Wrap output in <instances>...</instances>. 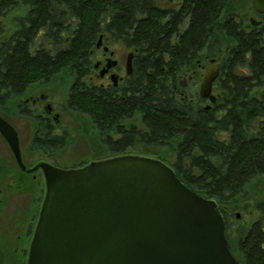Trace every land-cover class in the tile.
<instances>
[{
    "label": "trees",
    "instance_id": "16d2710c",
    "mask_svg": "<svg viewBox=\"0 0 264 264\" xmlns=\"http://www.w3.org/2000/svg\"><path fill=\"white\" fill-rule=\"evenodd\" d=\"M16 1L28 0H0V9ZM30 1L45 14L60 1L62 20L21 25L18 38L0 44V68H6L10 96L22 93L29 79L43 74L52 79L67 70L74 76L69 101L95 121L102 154L154 155L173 166L199 194L217 200L230 240L236 196L238 203L246 200L248 183L264 175V127L254 136L245 131L249 119L264 115V101L250 99L249 93L253 81L264 78V26L243 28L234 17L237 0ZM41 28L50 46L35 38ZM101 36L135 51L133 73L112 91L84 82L97 62ZM204 51L219 56L223 66L218 86L225 99L209 108L196 88L203 77L197 64ZM183 70L195 71L194 90L182 86L185 95L180 96L177 76ZM135 114L143 128L129 132L122 123ZM263 220L264 215L255 227ZM255 233L262 242L264 231ZM256 249L263 250L260 244Z\"/></svg>",
    "mask_w": 264,
    "mask_h": 264
},
{
    "label": "water",
    "instance_id": "95a60500",
    "mask_svg": "<svg viewBox=\"0 0 264 264\" xmlns=\"http://www.w3.org/2000/svg\"><path fill=\"white\" fill-rule=\"evenodd\" d=\"M253 2L264 12V0ZM102 43L101 36L97 46ZM134 55L128 53L127 75ZM218 74L216 62L201 81V98L216 101ZM111 78L117 85L118 74ZM8 127L0 118V128ZM10 141L18 147L11 125ZM41 166L46 193L27 264H242L230 249L217 200L199 194L161 158L126 153L72 168Z\"/></svg>",
    "mask_w": 264,
    "mask_h": 264
},
{
    "label": "flooded vegetation",
    "instance_id": "af4514ba",
    "mask_svg": "<svg viewBox=\"0 0 264 264\" xmlns=\"http://www.w3.org/2000/svg\"><path fill=\"white\" fill-rule=\"evenodd\" d=\"M237 5L238 9L234 12V17L242 24L243 28L249 30L264 26V12L256 10L253 0L240 1L237 2ZM7 6L5 9H0V44L4 40L18 38L16 34L21 25H29L30 22L50 24L52 18L56 23H60L62 20V3L60 1L53 3L51 5L53 7L49 6L47 14H45L44 8L30 0L8 3ZM253 19L260 23H253ZM45 34L44 28H41L35 38L39 42L45 40V45L50 46L48 44L50 39ZM27 36L23 34L21 38ZM105 45L109 47L107 51L103 49ZM98 50L101 53L98 54L95 61H99L100 65L96 68L95 62L90 67L92 69L87 85L102 86L112 91V86H118L120 81L125 78L127 56L130 51L134 50L131 49L127 54H121L106 41H103ZM91 53H93V49ZM134 60L135 55L133 68ZM108 62L113 65L104 76H101L100 70ZM114 62L116 63L114 64ZM216 62L219 63V74L213 83L212 93L216 96L217 101L220 97L225 99L223 95L225 92L218 86L223 68L222 59L211 58L208 68L206 64L202 63H198V68H207L203 74L204 77L210 66ZM5 70L6 68H0V118L9 127L5 130L0 128V262L4 264V260H8L10 263L20 264L23 257H26L28 262V250H30L41 210L37 209L40 202L42 206L46 193V177L41 163L47 162L61 168H72L60 164L58 154L60 149L66 145L70 134L71 122L67 118L73 110L79 109L72 101H69V98H67V103L63 101L57 91H53L52 94L47 92L46 85L52 79H47L45 74L32 80L29 79L22 84L24 88L22 93L10 96V82L6 79L8 77ZM184 71L182 72L187 80L186 85H189L194 82L195 71L193 73ZM112 73L118 74L117 85L111 78ZM179 76L180 73L177 76V82ZM84 82L86 83V81ZM73 87L74 84L71 85L70 91ZM176 92L180 96L185 95L180 88H177ZM249 93L250 99L264 101V78L260 82L253 81ZM19 97L22 98L18 99ZM202 100L206 108L216 102H212L210 98H202ZM135 115H130L122 123L125 130L139 132L142 129V120L140 119V122ZM130 119L137 121L127 124L126 121ZM91 120L95 126V121ZM10 125L17 133V148L10 141ZM262 127H264V115H258L247 121L245 131L248 136H254L260 133ZM219 136L225 139L227 133H218L217 137ZM108 157L106 156V158ZM256 179L259 180V200L256 203L252 201L253 199L245 200L240 204L238 195L236 196L237 208L234 210L235 217L232 220L230 240H228L232 253L242 264H264V240L261 242V240L255 239L258 236L255 233L258 229L264 231V220L261 225L255 227L256 222L264 215V175L253 178L248 184ZM246 190L245 194H249V189ZM237 210L245 211L241 213ZM258 244L263 250L256 249ZM259 253L260 255H258Z\"/></svg>",
    "mask_w": 264,
    "mask_h": 264
},
{
    "label": "rangeland",
    "instance_id": "374dc122",
    "mask_svg": "<svg viewBox=\"0 0 264 264\" xmlns=\"http://www.w3.org/2000/svg\"><path fill=\"white\" fill-rule=\"evenodd\" d=\"M244 1V0H237V2ZM114 48L119 50L121 54H127L128 50H131L127 48V46L122 43L118 42L115 45L112 44ZM101 53V52H100ZM210 54V53H209ZM207 51L202 52V56L198 63L206 64V67H209V59L211 58H217L220 60L221 58L219 56H209ZM197 64V68H198ZM207 68H202L203 69V74L206 72ZM183 72H185L183 70ZM181 72L179 76V81L177 82V87L182 89V83L181 81H186V78L184 77V73ZM190 72V71H189ZM190 73H193L191 71ZM127 75V74H126ZM195 78V77H194ZM74 81V76H71L67 70L61 71L59 73H56L51 82H49L46 85V90L47 92H50L51 94L53 91H57V93L60 95L61 99L67 103V98H68V93L70 91L72 82ZM86 84L89 83L90 79L87 77L85 79ZM201 79L197 82L196 88H199ZM121 82V81H120ZM193 84L190 83L189 85H186V91L190 92L193 91L194 88L192 86ZM16 98V97H15ZM22 97H19L20 99ZM14 102V101H13ZM139 118L140 121V115L136 114ZM67 120L71 122V128H69L70 134L67 139V143L65 146H63L60 151H59V163L66 165V167H73L76 166L80 162H91L93 160H98L102 158H106V154H102L101 148L99 143L96 141L95 133H94V126L93 122L91 120V117L89 116L88 113L81 112L80 110H73L71 114L68 116ZM137 121V120H136ZM134 120H127V124L131 122H136ZM141 122V121H140ZM139 123V122H137ZM142 124V123H141ZM143 128V125H141ZM104 150V149H103ZM139 154V153H137ZM154 156V155H152ZM156 157V156H155ZM249 189V194H246V200H251L256 203L259 198H258V192H259V180L256 179L252 183L248 185ZM43 193V192H42ZM42 196H44L42 194ZM43 199V198H42ZM245 201V198L243 197L242 199ZM41 209V202L40 206L38 207V211ZM241 213H244L242 210H237ZM257 214V213H256ZM256 216V215H255ZM29 251V250H28ZM22 262L20 264H27V258L23 257ZM2 264V262H0ZM4 264H15V263H10V261H5Z\"/></svg>",
    "mask_w": 264,
    "mask_h": 264
}]
</instances>
